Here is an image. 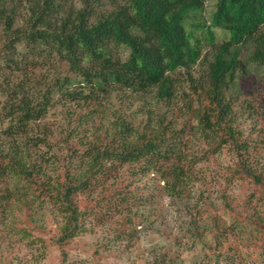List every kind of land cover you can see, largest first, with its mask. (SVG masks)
<instances>
[{
	"label": "trees",
	"instance_id": "1",
	"mask_svg": "<svg viewBox=\"0 0 264 264\" xmlns=\"http://www.w3.org/2000/svg\"><path fill=\"white\" fill-rule=\"evenodd\" d=\"M205 2L0 0V67L5 64L22 71L41 58L67 68L51 82L40 76L15 84L5 80L6 85H0V124H6L1 132L10 140L8 149L0 148V206L9 204L17 191L4 182L11 177L22 180L25 197L29 194L50 203L63 215L59 242L65 243L83 232L81 224L87 215L75 204L74 195L112 180L119 166L129 164L134 167L131 179L100 202L112 199L123 204L147 198L140 192L137 177L158 175L175 199L195 198L190 221L193 237L205 238L221 257L236 254L230 226L214 212L233 209L227 197L221 195L218 208L208 200L206 189L192 196V168L198 160L187 153L190 122L177 127L174 121L180 108L155 123L151 115L146 123L137 122L121 107L115 108L110 129L94 135V142L83 152L73 141L91 120L103 116V107L114 96L123 107L129 99L145 101L154 95L156 102L172 110L170 105L181 92L182 108L197 121L196 131L207 145L206 152L227 149L234 153L231 175L250 179L264 204V166L249 164L252 144L238 123L245 114H256L263 116L259 120L264 124V103H258L264 102V0H217L209 25L201 20ZM214 28L227 38L216 43ZM122 48L128 51L125 58ZM58 106L68 118L63 136L68 163L53 180L44 174L48 161L40 156V161L31 160V151H24L29 145L39 146L37 142L23 144L21 139ZM76 156L80 164L74 171ZM252 226L264 252V210Z\"/></svg>",
	"mask_w": 264,
	"mask_h": 264
},
{
	"label": "rangeland",
	"instance_id": "2",
	"mask_svg": "<svg viewBox=\"0 0 264 264\" xmlns=\"http://www.w3.org/2000/svg\"><path fill=\"white\" fill-rule=\"evenodd\" d=\"M216 2H205L201 20L207 25L210 24ZM198 35L205 40L206 35L202 30H199ZM214 35L216 43L227 38L218 28H214ZM120 54L125 58L128 51L122 48ZM62 72L66 73L67 68L63 65L58 67L53 59L34 60L22 71L8 69L2 64L0 85H6L5 80L15 84L16 80H35L40 76L51 82ZM154 98V95H150L145 101L139 98L134 102L129 99L122 107L118 96L112 97L103 107V116L91 120L82 128L85 133L80 131L73 140L77 150L83 152L94 142V135L98 136L110 129L115 108L121 107L128 117L145 123L150 115L151 122H154L163 115L171 117V111L180 108V116L174 121L177 127L186 121L190 122L191 130L187 131L185 137L189 139L187 153L193 154L198 160L192 168L195 178V183L191 185L194 189L192 196H198L200 188L206 189L208 200L211 199L218 208L222 207L221 195L227 197L233 209L214 212L230 226L228 233L236 254L221 257L220 252L206 244L205 238L201 241L193 237L190 221L195 198L191 197L188 202L175 199L166 191L165 182L158 180V175L137 177L142 196H147L140 200L145 205L140 206V201L132 200L123 204H117L112 199L100 202L104 195L109 197L131 179L134 167L127 164L116 169L112 180L103 184L101 181V185L78 191L74 195L75 204L82 211H87V215L81 224L83 232L65 243L59 242L65 221L63 215L50 203H42L29 194L25 197L23 181L8 178L4 185L17 191L9 204L0 206V264H264L259 236L252 226L253 219L263 215L264 204L255 195L256 186L250 179L231 175L230 171L235 168V154L227 149L216 153L206 152L207 145L196 131L197 121L189 118L188 111L182 108L184 100L181 92L172 101V110ZM259 116L245 114L238 121L243 137L252 144L249 164L253 168L264 166V124H260ZM4 126L6 124H0V148L8 149L10 140L1 132ZM31 128L29 136L25 140L21 139L22 143L34 145L37 142L39 146L34 145L32 148L29 145L24 151H31V160L40 161L38 156L44 157L48 161L44 166V174L55 180L68 163L67 149L63 143V136L69 128L68 118L64 117V111L58 106ZM29 137L32 139L27 141ZM79 158H74V171L78 170ZM127 216L130 219L127 220Z\"/></svg>",
	"mask_w": 264,
	"mask_h": 264
}]
</instances>
